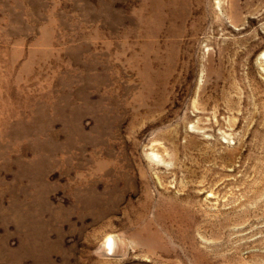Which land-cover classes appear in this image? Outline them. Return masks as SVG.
Instances as JSON below:
<instances>
[{"label":"rangeland","instance_id":"1","mask_svg":"<svg viewBox=\"0 0 264 264\" xmlns=\"http://www.w3.org/2000/svg\"><path fill=\"white\" fill-rule=\"evenodd\" d=\"M0 264H264V0H0Z\"/></svg>","mask_w":264,"mask_h":264},{"label":"bare ground","instance_id":"2","mask_svg":"<svg viewBox=\"0 0 264 264\" xmlns=\"http://www.w3.org/2000/svg\"><path fill=\"white\" fill-rule=\"evenodd\" d=\"M166 2V1H165ZM161 3V2H160ZM164 4V3H163ZM106 242H107V244H109V246H111V239L110 238H108L107 240H106Z\"/></svg>","mask_w":264,"mask_h":264}]
</instances>
